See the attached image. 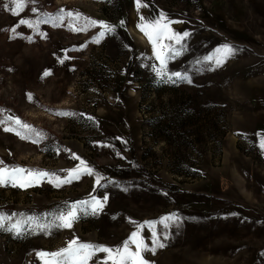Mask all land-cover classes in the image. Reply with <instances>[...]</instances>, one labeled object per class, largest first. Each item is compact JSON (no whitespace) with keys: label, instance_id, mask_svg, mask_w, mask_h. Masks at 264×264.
Masks as SVG:
<instances>
[{"label":"rangeland","instance_id":"374dc122","mask_svg":"<svg viewBox=\"0 0 264 264\" xmlns=\"http://www.w3.org/2000/svg\"><path fill=\"white\" fill-rule=\"evenodd\" d=\"M0 264H264V0H0Z\"/></svg>","mask_w":264,"mask_h":264}]
</instances>
